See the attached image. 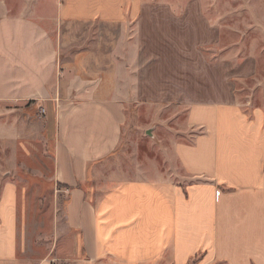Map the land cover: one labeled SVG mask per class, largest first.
I'll list each match as a JSON object with an SVG mask.
<instances>
[{
    "label": "crops",
    "instance_id": "1",
    "mask_svg": "<svg viewBox=\"0 0 264 264\" xmlns=\"http://www.w3.org/2000/svg\"><path fill=\"white\" fill-rule=\"evenodd\" d=\"M195 15L144 0H0V106L46 109L43 122L57 140L55 174L72 189L69 223L83 239L84 261L264 264V109L248 113L232 98V80L243 72L200 64V39H213L214 31L200 35ZM88 21L122 29L135 23L137 100L186 106L196 131L174 146L187 180H127L99 199L86 192L90 168L96 174L124 134L122 104L104 97L102 76L81 86L65 76L54 24L62 33ZM201 74L219 81L209 84ZM52 262L21 252L19 188L5 183L0 264Z\"/></svg>",
    "mask_w": 264,
    "mask_h": 264
},
{
    "label": "rangeland",
    "instance_id": "2",
    "mask_svg": "<svg viewBox=\"0 0 264 264\" xmlns=\"http://www.w3.org/2000/svg\"><path fill=\"white\" fill-rule=\"evenodd\" d=\"M144 1L171 7L178 15L186 9L196 11L200 35L214 31L213 39H200V64L210 68L229 64L234 74L243 72L232 80V98L248 113L264 109V0ZM125 26L73 22L61 33L54 24L66 79L81 86L97 73L103 78L104 97H115L122 104L121 147L94 166L96 174L90 168L87 176L84 188L96 199L127 180H187L174 146L181 139L191 141L196 133L187 125L186 106L137 100L136 27L135 23ZM205 75L201 74L204 82L218 83L219 79ZM112 89L117 94L111 95ZM35 107L31 102L0 106V193L5 183L18 184L21 252L35 259L49 257L57 264H122L107 257L83 260V239L76 238L69 223L72 189L55 174L57 140L43 122L46 109Z\"/></svg>",
    "mask_w": 264,
    "mask_h": 264
},
{
    "label": "built area",
    "instance_id": "3",
    "mask_svg": "<svg viewBox=\"0 0 264 264\" xmlns=\"http://www.w3.org/2000/svg\"><path fill=\"white\" fill-rule=\"evenodd\" d=\"M43 111H45V110H43ZM52 264H57L56 262H52Z\"/></svg>",
    "mask_w": 264,
    "mask_h": 264
}]
</instances>
